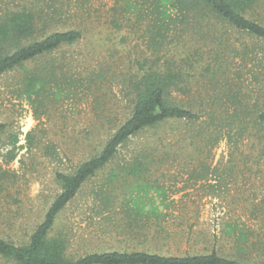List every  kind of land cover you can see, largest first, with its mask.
Returning <instances> with one entry per match:
<instances>
[{
  "label": "rangeland",
  "instance_id": "374dc122",
  "mask_svg": "<svg viewBox=\"0 0 264 264\" xmlns=\"http://www.w3.org/2000/svg\"><path fill=\"white\" fill-rule=\"evenodd\" d=\"M147 1L36 6L56 18L49 31L77 28L83 38L0 76V124L6 126L0 237L25 242L60 192L55 173H72L98 153L129 112L127 81L146 69L151 54L146 17L136 11ZM28 3L0 0V15ZM179 28L161 56L183 65L186 91L171 96L200 111L201 119L165 122L131 137L83 184L52 232L63 237L69 259L108 250L179 256L214 249L246 262L264 260V131L257 120L264 108V43L230 31L178 38ZM34 68L58 77L37 103L21 92ZM136 161L144 163L138 177L125 176ZM133 204L144 210L135 219Z\"/></svg>",
  "mask_w": 264,
  "mask_h": 264
},
{
  "label": "trees",
  "instance_id": "16d2710c",
  "mask_svg": "<svg viewBox=\"0 0 264 264\" xmlns=\"http://www.w3.org/2000/svg\"><path fill=\"white\" fill-rule=\"evenodd\" d=\"M40 2L48 5L50 0H29V7L24 5L21 10H7L0 15V76L24 68L26 64L33 63L54 51L71 47L83 38L82 31L77 28L49 31V25L57 23L55 22L57 20L42 6L36 8L41 5ZM141 7L136 11L140 17L143 15L146 17L144 31L148 37L151 54L146 59L149 62L146 69L127 81L132 97L129 112L115 131L107 137L98 153L80 163L72 173H55L60 192L49 205L42 221L32 228L25 242L16 245L0 237V262L7 264H264V260L246 262L228 258L214 249L208 253H185L179 256L138 250H108L69 259L65 255L63 237L52 233L58 216L75 199L83 184L104 169L116 157L119 147L131 137L165 122L181 121L195 124L200 121V111L184 108L171 96L172 92L186 91L184 86L186 81L181 74L183 65L176 64L174 58L161 56L163 46L171 40V32L177 26H180L181 32L178 38L184 35L208 37L211 33L230 31L264 43V0H148ZM186 31L187 33H184ZM209 41L212 39L210 38ZM143 66L146 64H140V68ZM213 66L214 64L210 62L208 67ZM25 74L21 92L31 103L39 101L52 78L54 81L58 79L52 70L42 72L34 68ZM257 120L264 131V108L259 112ZM5 128L4 124H0V133ZM142 159L144 161L146 157ZM143 161L129 164L124 175L138 177ZM133 206L135 211L131 210L133 214L130 216L135 219L137 215L143 214L144 210L135 204Z\"/></svg>",
  "mask_w": 264,
  "mask_h": 264
}]
</instances>
